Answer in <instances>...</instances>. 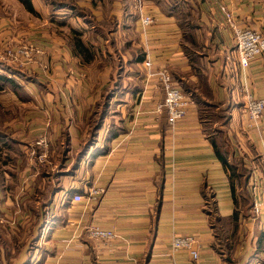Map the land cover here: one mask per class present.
Returning a JSON list of instances; mask_svg holds the SVG:
<instances>
[{"label":"crops","instance_id":"1","mask_svg":"<svg viewBox=\"0 0 264 264\" xmlns=\"http://www.w3.org/2000/svg\"><path fill=\"white\" fill-rule=\"evenodd\" d=\"M114 5L104 18L116 16L115 28L94 38L128 73L115 84L131 86L113 89L108 118L87 154L76 161L100 91L35 94L29 98L43 103L22 109L33 138L5 131L12 148L68 142L78 150L59 162L49 157L34 177L19 173L18 157L0 160V264H264V114L253 122L244 110L246 91L264 97V54L244 67L234 49L235 28L264 33V0H144V13L154 18L146 28L125 3ZM102 12L95 10L99 18ZM133 26L140 42L128 31ZM147 59L153 71L167 68L193 100L172 128L157 110L164 90L149 76ZM132 67L141 72L137 78ZM6 120L0 124L14 121ZM214 144L237 173L235 197ZM90 187L105 188L99 201L72 200ZM92 226L116 236L95 239ZM174 235L194 236L199 257L173 250Z\"/></svg>","mask_w":264,"mask_h":264},{"label":"rangeland","instance_id":"2","mask_svg":"<svg viewBox=\"0 0 264 264\" xmlns=\"http://www.w3.org/2000/svg\"><path fill=\"white\" fill-rule=\"evenodd\" d=\"M32 1L36 7L35 13L30 12L20 0H0V75L13 79L12 82L0 80L1 83H4V89L0 91V108L3 110L2 113L0 112V121L2 123L6 122L7 115L8 120H14L8 125L2 126L0 124L2 128L0 129L2 131L24 134L25 137L23 139L25 140L28 137L32 139L33 136L28 134L27 123L24 122L27 119L28 111H22V109H35L33 107L34 103L36 105L42 104L43 100H32L29 97L43 93L58 95L60 92L66 91H78L95 95L100 91L102 92L101 99L97 103H93L94 106L92 104V113L94 112V114H91L92 116L89 120V137L87 138V144L79 149L76 159V161H79L87 154V150L97 139L99 131L103 128L106 118H108L109 109L108 100H105L106 93L109 91L112 93L113 89L121 90L124 85H127V87L131 86V84H127L128 80H124L125 83L121 84V87L119 83L115 84V81L120 80L119 76L125 74L124 78L127 79L128 73H124L123 69L116 65L117 62H113V59L108 56L107 61L105 57H102L100 59L101 62L98 59L93 63L84 64L81 59L71 55L70 50L72 48H70L68 43V33L71 26L77 29L86 28V38L93 39L95 37L94 34H90L92 27L83 24L84 19L78 16L79 12H72L68 8H58L51 2L53 0ZM80 1L81 5H88L87 1ZM133 27H130L128 31L137 42H140L139 31L135 30V26ZM60 42H66L67 51L62 50ZM66 57H68L67 68L63 64ZM112 64L114 66L113 69L111 67ZM101 71L105 73L102 76L104 78L102 85L96 82ZM129 72L132 73V76H136L135 78L141 73L133 67L132 69L130 68ZM66 78L72 79V84H66ZM147 82L151 83L149 80ZM157 82H154V84L160 87V83ZM13 97H18L19 99L14 100ZM15 102L24 103L15 105ZM10 107L14 108V117L11 115L12 112L8 111V109H11ZM40 108L41 106L39 105L36 109ZM4 112L7 113L4 114ZM95 127L98 128L95 129ZM77 150L75 148L71 149L67 142L61 147L46 145L37 147H29V145L13 146L11 151L12 157L20 159L19 173L25 171L31 172L32 175L38 173L39 176L43 172L42 167L46 164L49 165L45 161L51 160L49 157L59 162L63 154L64 158L66 154L74 158ZM1 156L4 159H8L5 151L1 153ZM76 161L73 163L74 165L72 164L73 168L78 163ZM28 162L30 163L29 168L27 167L26 170L22 169V164L28 165ZM22 182V180L18 182L20 187L23 184ZM26 183L27 181L23 186Z\"/></svg>","mask_w":264,"mask_h":264},{"label":"built area","instance_id":"3","mask_svg":"<svg viewBox=\"0 0 264 264\" xmlns=\"http://www.w3.org/2000/svg\"><path fill=\"white\" fill-rule=\"evenodd\" d=\"M137 11L141 24L144 28L150 26L154 22L151 15L144 13V0H135ZM230 19V14L226 13ZM235 46L236 55L239 63L246 67L249 66L252 59L264 54V33L254 28H235ZM148 74L156 77L161 87L164 89V100L157 107L159 112H165L167 115L168 125L172 128L175 123L183 119L188 113V107L193 100L187 95L175 82L171 72L167 68H161L156 71L152 70V61H145ZM244 110L253 122H257L264 114V97H258L250 91H246L244 96ZM261 167L264 171V155L261 161ZM104 187H90L86 194L74 192L72 200L81 201H99L103 193ZM256 211H259L256 209ZM264 212V207H263ZM264 229V228H263ZM92 237L95 239H111L116 236L115 232L99 226H92L90 229ZM197 240L192 235H174L171 240V248L173 250L186 249L192 256L197 259L199 252L196 247Z\"/></svg>","mask_w":264,"mask_h":264},{"label":"trees","instance_id":"4","mask_svg":"<svg viewBox=\"0 0 264 264\" xmlns=\"http://www.w3.org/2000/svg\"><path fill=\"white\" fill-rule=\"evenodd\" d=\"M20 1L25 4V6L30 12L32 13L36 12V7L32 0H20ZM79 1L80 0H53L51 2L53 3L54 6H57L58 8H63V9L68 8V9H71L72 12H75V13L79 12L78 16L84 19L83 24L92 27L91 29L92 31L90 34L93 33L95 36L97 33H99L100 37H103V38L106 37L107 35L106 33L108 31L113 30V28H115L116 23H117V18L114 15L110 19L104 18L108 12L106 9V6L110 5L111 7L115 8V10H117L118 7L114 5L115 1L117 0H83V1H87V4H88L87 6L81 5ZM120 1L122 3H125V6L128 7L129 9L127 11H130L131 14L136 15V13H138L137 8L135 9L136 6L134 7L135 2L133 0H120ZM98 7H101L103 9L102 18H99L98 15L95 13V10H98ZM93 29H96L95 30L96 32H93ZM85 32H86V28L77 29L71 26L70 31L68 33V38H69L68 43L70 47L72 48L73 55L81 59V61L84 64L93 63L95 60H98V59L100 60L102 57H105L107 61V56L109 57V55L104 53V50L99 45H97L95 38L93 39L89 37L86 38ZM115 62H117V60ZM0 80L7 81V82L13 81V79L6 77L5 75H0ZM3 89H4V83L0 82V91H2ZM110 94H111L110 91L106 93L105 100L109 99ZM103 95H105V93H103ZM96 128L98 127H95V129ZM1 129H0V140L3 142L0 143V160L4 159L1 156V153L3 151L6 152L8 159H10L12 157V151H11L12 143L10 140H7L8 137L10 136L5 131H2ZM214 145L216 147L215 150H216L217 156L220 158V160L223 162V164L226 166L227 170L229 171L233 194L235 197L234 178L235 176H237V173H235L234 168L228 164L227 158L220 152L216 144ZM3 162H6V161H3Z\"/></svg>","mask_w":264,"mask_h":264}]
</instances>
